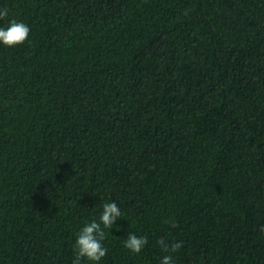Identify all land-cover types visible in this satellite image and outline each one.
Listing matches in <instances>:
<instances>
[{
    "label": "trees",
    "instance_id": "1",
    "mask_svg": "<svg viewBox=\"0 0 264 264\" xmlns=\"http://www.w3.org/2000/svg\"><path fill=\"white\" fill-rule=\"evenodd\" d=\"M0 7V264H71L106 200L100 264H264V0Z\"/></svg>",
    "mask_w": 264,
    "mask_h": 264
},
{
    "label": "clouds",
    "instance_id": "2",
    "mask_svg": "<svg viewBox=\"0 0 264 264\" xmlns=\"http://www.w3.org/2000/svg\"><path fill=\"white\" fill-rule=\"evenodd\" d=\"M8 16L7 8L0 7V18ZM30 27L23 21L10 20L7 26H0V45L13 47L24 43L29 38ZM123 217L121 207L115 200H106L97 219L85 222L78 229L73 243V259L71 264H100L108 249L104 244L106 231L119 228L116 221ZM123 247L131 253L140 254L148 243L146 235L127 232L122 241ZM163 253L159 264H176L173 253L182 247V241L168 242L161 237L157 241Z\"/></svg>",
    "mask_w": 264,
    "mask_h": 264
}]
</instances>
